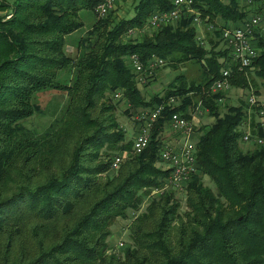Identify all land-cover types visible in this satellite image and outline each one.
<instances>
[{
    "label": "trees",
    "instance_id": "1",
    "mask_svg": "<svg viewBox=\"0 0 264 264\" xmlns=\"http://www.w3.org/2000/svg\"><path fill=\"white\" fill-rule=\"evenodd\" d=\"M131 1L134 16L118 19L115 10L97 17L103 0H0V264H264V146H240V128L249 117L253 137L264 139V128L244 104L219 114L224 92L211 89L222 77L219 59L225 52L215 44L202 47L188 20L129 37L155 10H170L172 0ZM194 1L212 22L249 15L240 0ZM84 14L97 20L73 57L66 51L68 39L85 27ZM259 47L252 72L235 67L233 87L249 88L259 80L264 86V37ZM132 54L144 64L153 56L170 64L202 66L205 60V81L188 83L181 73L163 94L146 100L127 65ZM68 69L73 78L62 84L58 74ZM48 90L66 92L69 102L60 119L32 136L24 123L41 111L36 95ZM116 91L128 102L129 116L171 96L185 98L182 106L165 108L149 148L104 182L100 177L114 157L133 147L111 101ZM191 93L215 122L200 128L197 160L204 176L189 183L188 220L182 222L179 204L166 192L134 222L126 250L108 255L112 225L137 211L166 176L157 167L161 134L174 113L190 118Z\"/></svg>",
    "mask_w": 264,
    "mask_h": 264
},
{
    "label": "built area",
    "instance_id": "2",
    "mask_svg": "<svg viewBox=\"0 0 264 264\" xmlns=\"http://www.w3.org/2000/svg\"><path fill=\"white\" fill-rule=\"evenodd\" d=\"M119 0H103L95 9L98 18L106 17L115 9ZM240 3L247 9L249 15L238 22H225L218 19L214 22L209 17L203 18L200 10L196 7L194 0H172V8L167 11L155 10L148 18L147 23L141 29L132 28L128 34H148L156 32L165 27L176 26L184 20H188L196 30V40L202 47L209 46V36L215 37L216 41L223 44L227 51V57H221L223 64L221 79L212 86V92H227L232 88L230 83L233 71L246 72L253 68L254 62L261 54L259 39L264 37V0H240ZM166 62L153 56L144 64L137 54L128 56V68L136 75L138 84L149 82L153 71L164 66ZM112 99H124L120 91L111 95ZM224 98L218 100L223 103ZM249 114L252 110L256 115V122L264 128V98L251 94L247 98ZM200 102L194 113H188L190 118L182 113H174L170 118L166 129H170L173 139L167 145H163L159 151V159L164 164L168 177L162 186L155 191H175L180 194L187 193L189 183L193 176L199 175L198 147L196 140V121L203 115ZM183 100L179 96H171L153 108L143 110L135 117L136 133L133 147L130 152L124 151L115 156L111 170L116 171L130 156L140 155L147 150L152 141V131L160 119L166 107H180ZM205 109V108H204ZM251 109V111H250ZM251 116V114L249 115ZM247 130L242 138L244 142L253 141L258 145L264 144V139L251 133V118L245 122ZM124 244L120 243V247Z\"/></svg>",
    "mask_w": 264,
    "mask_h": 264
},
{
    "label": "rangeland",
    "instance_id": "3",
    "mask_svg": "<svg viewBox=\"0 0 264 264\" xmlns=\"http://www.w3.org/2000/svg\"><path fill=\"white\" fill-rule=\"evenodd\" d=\"M135 2H132L131 0H119L115 7L114 11V17L118 19L122 18H130L134 16L135 14ZM91 16V15H90ZM89 14L83 15V20L85 22V27L81 29L80 31L76 32L68 39V45L66 47V51L69 55L75 57L76 56V50L73 49V46L78 41L82 40L84 37H89L88 31L92 29L93 23L97 20L95 16L90 17ZM137 35V36H136ZM140 34H134L129 36L131 39L139 37ZM209 44L211 46L217 45L218 51L225 52V55L223 57H227V51L224 49L223 44L218 41H216L215 37L209 36ZM211 46L208 50L211 49ZM220 62V59H219ZM221 66L223 65L220 62ZM204 65H206V61H203V65L201 66L198 63H195L193 61H187L182 64H170L166 62L164 66L158 67L153 71L152 78L149 82L138 84L144 98L146 100H150L151 97L157 95V94H163L165 90L167 89L168 85L179 75L184 74L186 79L188 80V83L191 81H195V83H202L205 81V70ZM254 67V66H253ZM223 68V66H222ZM221 68V71H222ZM251 70V69H250ZM253 70V69H252ZM251 70V72H252ZM247 74V73H246ZM247 76L250 78V73L247 74ZM252 76V74H251ZM253 77V76H252ZM255 77V76H254ZM73 78V72L71 69L68 70H62L58 74V81L62 84H67V82H71ZM232 79V78H231ZM259 80V79H257ZM255 94L259 98H264V86L262 85V82L256 81L255 84L250 83L249 88H236L233 87L227 91L224 92V100L222 104H219V114L223 115V113L226 111V108L228 106H239L244 104L247 106V98L249 95ZM190 98L192 99V104L187 108L188 113H194L196 110V107L199 105L200 100L199 96H194L193 93L188 94ZM184 104V98L181 97ZM111 99V98H110ZM111 101L116 105V116L117 120L120 124V126L123 128V130L126 131V142L134 141L135 133H136V119L135 117L138 116L139 112L143 110H147L150 108H140L138 112L134 113V115H127L125 111L129 107L128 102L125 99H111ZM69 102V97L66 92L58 91V90H48L41 92L36 95L35 97V103L40 106L41 111L36 112L32 117H30L28 120L25 121L24 125L27 128L28 132L32 136H39L42 133H44L54 122V120L60 119L61 115L63 114L65 108L67 107V104ZM203 106V103H202ZM203 111V115L198 118V121H196V140L198 144L199 136L201 135L200 128H203L206 130L211 124L215 122V118L209 114V109L201 108ZM100 107L97 109L99 112ZM251 111V109H250ZM249 112V109H248ZM251 114V113H250ZM249 114V115H250ZM251 118V117H250ZM256 119V116H255ZM256 121V120H255ZM257 123V122H256ZM242 132H246L247 126L244 124L241 128ZM173 139V134L171 133L170 129H165V131L161 134V140L163 145H167L169 142H171ZM240 146L243 148L244 151H249L254 149L257 146H264L258 145L253 141L250 142H244L243 140H240ZM259 148V147H257ZM130 151V150H129ZM157 167L165 171L164 164L159 161L157 164ZM166 172V171H165ZM118 174V171H112L111 168L108 170L107 173L102 174V180L106 182L107 178L113 179ZM168 174V173H167ZM166 174V178L168 175ZM199 177L204 176L202 172L199 173V175H196ZM165 178V179H166ZM165 179L160 178L159 184L155 186L154 188L148 190V195L145 197V200L141 207L134 212H130L129 215L126 218H118L115 223L112 225L111 231L112 235L107 241L108 244V251L107 254L111 255L112 253H122L127 248V243L129 239V235L131 233V230L133 228L134 222L142 216V214L145 213L147 207L155 200H158L163 196L166 192H157L156 189L160 188L165 181ZM204 183L215 189L214 184L209 180L208 177H204ZM189 187V186H188ZM173 195V200L175 203L179 204V216L181 218L182 222H186L188 220V217L185 219L186 214L190 213V208L188 205V190L187 193L180 194L175 191H168ZM180 220V221H181ZM178 222H174V224H177ZM181 222L178 223L180 225ZM120 243H123L124 246L120 247Z\"/></svg>",
    "mask_w": 264,
    "mask_h": 264
},
{
    "label": "crops",
    "instance_id": "4",
    "mask_svg": "<svg viewBox=\"0 0 264 264\" xmlns=\"http://www.w3.org/2000/svg\"><path fill=\"white\" fill-rule=\"evenodd\" d=\"M241 5H242V4H241ZM242 6H243V5H242ZM218 19H220V18H218ZM78 42H79V41H78ZM78 42L75 43L74 46H73V49L76 50V54H77V48H78V45H79ZM111 95H112V94H110V96H111ZM166 127H167V126H165L164 131H165ZM164 131H163V132H164Z\"/></svg>",
    "mask_w": 264,
    "mask_h": 264
}]
</instances>
